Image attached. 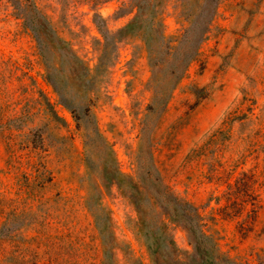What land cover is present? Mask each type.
Instances as JSON below:
<instances>
[{
    "label": "rangeland",
    "instance_id": "rangeland-1",
    "mask_svg": "<svg viewBox=\"0 0 264 264\" xmlns=\"http://www.w3.org/2000/svg\"><path fill=\"white\" fill-rule=\"evenodd\" d=\"M152 2L0 0V264H157L202 231L264 264V0H218L182 73L199 3Z\"/></svg>",
    "mask_w": 264,
    "mask_h": 264
},
{
    "label": "trees",
    "instance_id": "trees-1",
    "mask_svg": "<svg viewBox=\"0 0 264 264\" xmlns=\"http://www.w3.org/2000/svg\"><path fill=\"white\" fill-rule=\"evenodd\" d=\"M130 2L133 4V6L136 7V16L134 18V21L138 18H143V16H145V18H143L144 20H149L147 19V15H145V12H147L149 15H151L150 21H152L153 24L158 25V23L161 22L160 19H158V15H156L154 11L152 0H130ZM197 2L199 3V5L196 6L195 11L189 13V15L187 16L190 26L191 24L193 25V28H191L193 31V35L187 36L186 39L194 40L195 43L187 58L184 59V64L181 70L177 71V73H182L187 63L195 56L199 43L203 40L215 15L218 0H197ZM185 31H187V27L184 29V33ZM187 224H190L189 221H187ZM195 225L198 228L201 227L199 223H196ZM191 243L194 247L193 251L184 254L182 257L177 254V250L162 247L160 249L161 256L156 254V256L158 257L157 264H216L217 258H220L222 257V255H224V253L219 251L218 243L215 241V239L203 231L198 235H194V240L191 241ZM213 249L217 251V258L215 254L212 255V251H214ZM229 260L231 264H235L232 259L229 258Z\"/></svg>",
    "mask_w": 264,
    "mask_h": 264
}]
</instances>
